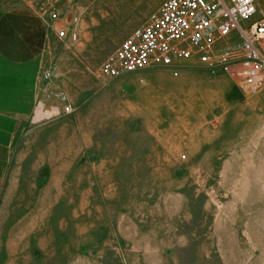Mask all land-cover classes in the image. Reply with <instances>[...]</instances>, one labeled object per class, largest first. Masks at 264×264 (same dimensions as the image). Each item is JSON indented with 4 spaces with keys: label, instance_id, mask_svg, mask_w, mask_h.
Listing matches in <instances>:
<instances>
[{
    "label": "rangeland",
    "instance_id": "1",
    "mask_svg": "<svg viewBox=\"0 0 264 264\" xmlns=\"http://www.w3.org/2000/svg\"><path fill=\"white\" fill-rule=\"evenodd\" d=\"M162 1L70 0L46 26L41 0H0V30L47 33L23 61L36 99L0 264H264V86L189 63L101 75ZM38 102L48 118L34 121Z\"/></svg>",
    "mask_w": 264,
    "mask_h": 264
},
{
    "label": "built area",
    "instance_id": "2",
    "mask_svg": "<svg viewBox=\"0 0 264 264\" xmlns=\"http://www.w3.org/2000/svg\"><path fill=\"white\" fill-rule=\"evenodd\" d=\"M67 1L41 0L46 26L60 19ZM260 5V0H163L144 26L105 57L101 75L110 82L147 69L176 71L189 63L212 74L236 69L244 85L257 92L264 86V16L254 19ZM57 35L66 36L64 31ZM70 113L65 106L62 115ZM60 115L56 110L51 116Z\"/></svg>",
    "mask_w": 264,
    "mask_h": 264
},
{
    "label": "crops",
    "instance_id": "3",
    "mask_svg": "<svg viewBox=\"0 0 264 264\" xmlns=\"http://www.w3.org/2000/svg\"><path fill=\"white\" fill-rule=\"evenodd\" d=\"M45 40L47 33L42 30H0V212L10 186L13 153L36 99V89L25 82L24 57Z\"/></svg>",
    "mask_w": 264,
    "mask_h": 264
},
{
    "label": "bare ground",
    "instance_id": "4",
    "mask_svg": "<svg viewBox=\"0 0 264 264\" xmlns=\"http://www.w3.org/2000/svg\"><path fill=\"white\" fill-rule=\"evenodd\" d=\"M39 113H41V114L45 113V112H43V109H42L41 105L37 108V110L35 112L34 121H39V120H42L44 118H48V117H42V116L41 117H38V114ZM46 113H49V112H46ZM50 116H51V113H49V117Z\"/></svg>",
    "mask_w": 264,
    "mask_h": 264
}]
</instances>
